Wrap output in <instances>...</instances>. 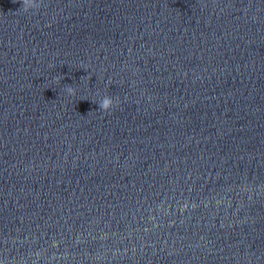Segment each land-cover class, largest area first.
<instances>
[{"label": "clouds", "instance_id": "1", "mask_svg": "<svg viewBox=\"0 0 264 264\" xmlns=\"http://www.w3.org/2000/svg\"><path fill=\"white\" fill-rule=\"evenodd\" d=\"M19 2L22 3V7L20 10L28 12L32 9H39L42 0L41 2H38V0H19ZM66 91L69 95H75V89L71 86H67ZM118 103V100H114L112 97L105 95L98 104L99 110L103 112H110L114 108V106H118ZM0 264H3V262L0 261Z\"/></svg>", "mask_w": 264, "mask_h": 264}]
</instances>
